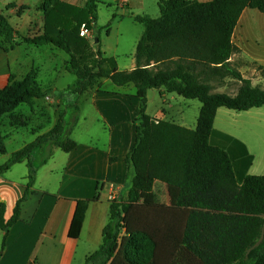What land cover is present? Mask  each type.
Instances as JSON below:
<instances>
[{
  "label": "trees",
  "instance_id": "16d2710c",
  "mask_svg": "<svg viewBox=\"0 0 264 264\" xmlns=\"http://www.w3.org/2000/svg\"><path fill=\"white\" fill-rule=\"evenodd\" d=\"M98 3L87 0L84 7H77L62 0H43V33L22 41L9 19L0 15L1 49L12 50L24 42L52 45L69 56L66 70L76 76V82L65 89L69 94L82 97L105 79L116 88L134 85L141 101L136 142L126 159L127 198L112 200L103 243L86 264H264V175H247L239 183L231 138L214 129L219 108L264 107V90L245 82L241 93L232 97L211 93L210 84L225 72L238 76L229 62L238 51L233 42L236 27L246 9L264 14V0H159L160 17H134L143 34L133 71H119L101 50L94 58L88 56L91 44L80 36V27L87 24L96 33ZM150 89L199 100L196 130L151 118L147 114ZM48 93L35 78L19 83L12 77L0 95V114ZM76 99L73 104L67 101V107L77 112ZM65 117L62 110L53 129L12 153L0 173L29 160L30 188L36 175L31 159L38 148L50 144L70 152L77 146L70 138L72 122ZM0 152H6L4 144ZM157 184L175 189L170 204L158 199ZM97 200L96 196L77 202L71 239L80 237L88 206ZM4 212L0 203L3 250L8 230L18 220L19 204L7 223Z\"/></svg>",
  "mask_w": 264,
  "mask_h": 264
},
{
  "label": "crops",
  "instance_id": "0c3cea01",
  "mask_svg": "<svg viewBox=\"0 0 264 264\" xmlns=\"http://www.w3.org/2000/svg\"><path fill=\"white\" fill-rule=\"evenodd\" d=\"M0 1L5 4L6 11L5 13L0 11V15L9 19L20 36L28 37L27 31L24 32L20 26L17 27L18 24L11 22L12 18L21 19L22 16L28 15L30 26L32 17H40L39 5L43 0H34L31 5L22 2L23 0L18 4L9 0ZM62 1L78 7L87 3V0ZM115 1L123 16L131 18L132 21L137 16L132 15L133 9H144V0ZM20 9H23V13L15 14ZM123 22V19L115 20L114 17L107 23H102L99 29L104 28L110 32L109 26L116 24L119 36L120 25ZM43 26L44 23L39 29ZM133 29L135 36L132 38V49L128 53L121 49L118 36L113 47L101 39L99 43L95 41L101 47L104 56L115 62L119 71H133L137 68L136 48L142 35L137 28ZM110 33L107 36H110ZM234 37L233 42L238 51L232 55L229 62L240 58L264 67V58L252 53L248 43L237 44ZM94 39L95 37L93 39L91 37L87 40ZM243 40L249 42L246 38H242ZM253 47H258V44H253ZM21 49H24L23 54H20ZM58 50L60 49L52 45L17 46L12 50L0 48V95L10 85V78L19 79L22 74L29 73L33 68L39 69L38 80L43 87L51 86L53 94L61 93L53 83L56 78L44 77L45 85L42 80L40 81L46 64L36 63L33 54L37 51L41 55L54 58L58 55ZM67 63L68 61L64 65L65 71ZM50 69L57 71L54 65ZM213 80L214 78L211 83ZM253 80H255L253 85L256 86L257 80L254 78ZM161 91L163 90L148 91L147 114L156 120L196 130L202 103L197 99H185L175 93L162 94ZM51 98L50 95L45 97L48 100ZM140 105L141 101L136 96V88L132 84L108 90L90 88L81 98L79 110L75 115L65 117L66 121L72 122L70 138L77 144L75 149L65 152L50 144L38 148L31 159V165L36 168V175L30 188H28L29 160L16 163L9 170L0 173V203L5 205L6 223L13 218L19 204L18 220L8 230L4 250L0 242V264H86L87 257L101 247L103 231L110 220L111 202L115 198L127 196L129 190L127 184L129 167L126 159L136 142ZM15 113L17 112L11 110L0 114V139L3 141L13 138L17 133L15 130H18L15 125L13 128L10 124L6 128L4 122L12 119L15 124L16 121L23 120L22 116L16 117ZM27 119L28 117L24 116V122ZM58 119L59 117L54 119L55 122L48 132L57 124ZM228 119L231 121L227 125L224 120ZM227 128L231 131H227ZM214 129L231 138L229 143L233 152L237 151L233 158V168L239 183L247 175H264V107L247 111L221 107L215 117ZM218 137L220 139L221 136ZM30 143L24 142L12 152L7 150L4 143L6 152H0V167L9 160L12 153ZM39 153L42 155H38ZM156 187L155 194L160 196ZM168 187L171 203L175 189L172 186ZM96 196L98 200L88 206L80 237L76 240L71 239L69 232L77 202Z\"/></svg>",
  "mask_w": 264,
  "mask_h": 264
},
{
  "label": "rangeland",
  "instance_id": "374dc122",
  "mask_svg": "<svg viewBox=\"0 0 264 264\" xmlns=\"http://www.w3.org/2000/svg\"><path fill=\"white\" fill-rule=\"evenodd\" d=\"M10 2H14L18 4L21 0H9ZM98 12H97V26H96V33L98 35V39L106 42L109 46L113 47L116 44V38L118 36L117 30H116V24L109 26L110 32L107 30L99 29L101 28L102 23H107L109 20L114 19L115 20H124V22L120 25V31H119V39H120V47L122 50L125 52H129L132 49V38H134V29L137 28L139 32L143 33V26L136 23L135 21H132L131 18H128L126 16H123V12L118 8L117 2L115 0H98ZM199 2H209L212 0H195ZM22 2L27 3L28 5H31L34 0H23ZM43 4V3H42ZM42 4L39 5V9L41 11L40 17H32L30 21V26L29 24V18L28 15L22 16L21 19H18L17 17H13V22L17 27L20 26V29H23L24 32H28V37H22L18 36V40L22 41L23 39L26 38H33L37 35L42 34V28L39 29L40 25H43L44 23V14L42 11ZM78 7V6H77ZM84 7V6H81ZM0 11H3L5 13V4L0 1ZM132 12V11H131ZM23 13V9H20L18 11V15H21ZM37 15V13H34ZM132 15H140V16H150L152 18H158L160 17V8H159V0H144V9L139 10V9H133ZM131 15V16H132ZM38 16V15H37ZM18 21H21L19 23ZM23 24H25L23 26ZM28 26V28H26ZM93 27V26H92ZM90 28V27H89ZM96 33L91 29V34L88 37H82L84 39H88L92 37H95ZM110 33V36H107ZM139 33V34H140ZM235 42L237 44H242V43H248L250 45V51L258 57L264 58V14L259 12L256 9H246L245 13L243 14L240 24L238 25L236 31H235ZM242 38H246L249 40V42H245L244 40L242 41ZM136 39V38H135ZM92 41V42H91ZM91 42V48L89 50V55L92 58L95 57L96 53L98 50H101V47L98 46V44L95 43L94 40H89ZM99 43V42H98ZM253 44H258V47H253ZM32 44L29 43H24L20 46H29ZM45 46V45H43ZM256 48V49H255ZM102 51V50H101ZM24 53V49H21L20 54ZM35 55L36 63L38 64H43L46 66L44 67V71L42 72L40 76V81L42 80L43 84L45 85L44 82V77H48L50 79L56 78V81H54V85L58 88L61 93L56 92L53 94V90L51 86H42L44 90H48V95H50L52 98L50 100L48 99H37L34 100V102L30 105L28 104H20L16 106L15 108H12V112H17L15 113L16 117L22 116L23 120L16 121L14 124V120L11 119V121H5V127H9L8 124H10L11 127L17 128L18 130H15V133L13 138L11 139H6L5 141L0 139V149H2L3 144L5 143V146L9 152L14 151L18 147L22 146L25 143L33 142L35 141L38 137L46 134L48 130L52 127V124L55 122L57 117H59L60 111L63 109L66 110V117L70 118V116H74L76 113V109L73 107H67V100L71 101L73 104V101L77 100L76 97L78 98V102H80L81 98L83 97H78L76 94H69L66 92V89L69 86L73 85L76 82V76L73 74L69 73L68 71L64 70V65L65 62L69 60V56L61 50H58V55L54 58L52 57H47L45 54L41 55L40 52L35 51L33 53ZM37 55V57H36ZM20 60L23 62V58L20 56ZM231 64V69L233 72L238 73V76L236 74H226L224 76H214V80L211 84V93L213 94H227L232 97L238 96L243 88H245L246 84L245 82H249L252 87H258L264 90V67L260 66L258 64H254L251 62H248L246 60L238 59L234 62H230ZM55 66L57 68V71H51V67ZM241 69L243 72H241ZM26 70V69H25ZM23 70V71H25ZM38 73L39 69L38 68H33L31 71L28 73H24L21 75L19 79H16L14 77V82H19V83H28L35 78L37 81L38 80ZM257 80L256 86L253 85V82ZM98 83L93 86V88H98V89H110L112 88L111 84L109 81L105 79H100L97 81ZM59 97V99H58ZM64 99V102H63ZM181 100H184L181 98ZM158 105V104H156ZM156 105H153L156 107ZM10 110V111H11ZM17 110V111H16ZM29 110V111H28ZM226 110V109H225ZM24 116L28 117L27 121L24 122ZM55 119V120H54ZM223 121V120H222ZM231 119L228 121L224 120V122L228 125ZM26 122L28 125L26 126ZM15 125V127H14ZM239 125H241L239 123ZM21 126H26L25 128H21ZM218 126V125H217ZM218 128V127H217ZM1 131V129H0ZM217 131V130H216ZM227 131H231L230 128H227ZM218 132V131H217ZM42 155V154H38ZM128 188L130 185V182L128 181ZM157 191L160 192V196H157L158 199L166 204H170V188L166 185H157L156 187ZM163 192V193H162ZM123 200L127 198V196H122ZM4 231L0 229V242L2 243L3 237H4ZM137 254H133V257H137Z\"/></svg>",
  "mask_w": 264,
  "mask_h": 264
},
{
  "label": "built area",
  "instance_id": "2783aa9c",
  "mask_svg": "<svg viewBox=\"0 0 264 264\" xmlns=\"http://www.w3.org/2000/svg\"><path fill=\"white\" fill-rule=\"evenodd\" d=\"M91 34V29L88 27L87 24H82L80 27V36L81 37H89Z\"/></svg>",
  "mask_w": 264,
  "mask_h": 264
},
{
  "label": "water",
  "instance_id": "95a60500",
  "mask_svg": "<svg viewBox=\"0 0 264 264\" xmlns=\"http://www.w3.org/2000/svg\"><path fill=\"white\" fill-rule=\"evenodd\" d=\"M98 41H99V39L97 38V39H96V42H98Z\"/></svg>",
  "mask_w": 264,
  "mask_h": 264
}]
</instances>
